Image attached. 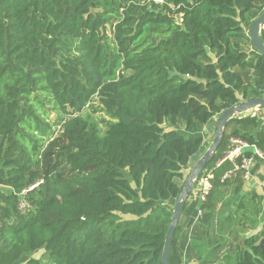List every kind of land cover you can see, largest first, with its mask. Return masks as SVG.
<instances>
[{
	"label": "trees",
	"instance_id": "obj_1",
	"mask_svg": "<svg viewBox=\"0 0 264 264\" xmlns=\"http://www.w3.org/2000/svg\"><path fill=\"white\" fill-rule=\"evenodd\" d=\"M263 11L264 0H0V163L10 164L0 182L13 189L5 209L15 214L0 223V264L40 249L45 259L24 264H162L170 202L184 167L203 153L197 133L228 107L264 96V54L244 42ZM38 92L65 116L60 136L33 159L24 127L38 120ZM95 98L112 119L104 131L82 116ZM168 120L185 133L166 129ZM231 138L251 145L246 157L253 145L264 152L257 117L239 115L209 165ZM62 158L69 168L60 170ZM214 194L201 208H212ZM180 232L179 221L170 264H186ZM193 244L205 264H264V236H247L219 261L205 256L204 241Z\"/></svg>",
	"mask_w": 264,
	"mask_h": 264
},
{
	"label": "rangeland",
	"instance_id": "obj_2",
	"mask_svg": "<svg viewBox=\"0 0 264 264\" xmlns=\"http://www.w3.org/2000/svg\"><path fill=\"white\" fill-rule=\"evenodd\" d=\"M32 99H33V104L35 105V108H36L38 120H33L28 125H25L24 135H25L26 141L24 142V144L27 147V152L34 159V157L38 156V154L39 155L43 154V152L47 149L48 145L52 142L53 139L58 138L60 136L61 134L60 119L64 117L65 114H63L57 108V106H55L54 103L50 101V97L44 92H38L32 97ZM82 116L86 118L87 120L99 125L103 131L106 129L107 123L110 120H112L106 114V112L102 109V106L100 105L97 98H95L94 101L91 102L90 105L86 109H84V111L82 112ZM164 126L166 129L176 128L177 130L184 132L182 124L173 125L170 120H168ZM216 128H217V125H215L212 130V135L210 139L208 140V144L206 146L207 149L209 148V146L211 145L214 139ZM228 129L231 130L232 127L229 126ZM43 134L45 135L43 136ZM30 140H36L37 146L35 145L36 146L35 149L31 147L33 143H31ZM207 149H205L204 152ZM4 152H5V149H4ZM17 155L18 154H15V156L13 157L17 158ZM208 165H207L208 168L206 167L207 169L205 168L202 174L205 172H209L210 170L212 171V173L215 172L216 168H215L214 163L210 164L209 166ZM2 166H4L5 168H8L10 164L0 163V168H3ZM69 167L70 166L67 160L65 158H62L60 170L69 168ZM30 168L32 170L36 169L35 164L31 163ZM37 177H38V180L36 181V183L32 184L27 190H25L22 193L23 194L22 197L26 196L27 192L30 189L34 188L35 186H39V184L42 182V176L38 175ZM0 179H3V176H0ZM217 186H219L218 183H217ZM12 192H13V189L10 185L6 184L5 182H0V206H1L0 207V223L11 222L14 220L15 214L13 210L5 209L6 206H10V204L7 202L6 196ZM219 195H221V193H219L218 196ZM20 202L22 206L23 204L27 203V200H25L24 198H21ZM170 204H171L170 206L173 207L175 203L174 201H171ZM225 204L229 206V201ZM231 206L233 205H230L229 207ZM228 211L229 209L227 210L226 208L225 209L221 208L222 215L223 214L225 215L226 212ZM238 218H241V219L238 220ZM201 220H203V216ZM247 223L248 221L246 223L243 221V215L235 216V214L231 212L230 219H229V222H227V225L226 223L221 224L219 225V227H216L215 229L208 231L206 235H203L202 233H196L195 232L196 230L193 229V227L183 230L181 226V232L179 234L178 245H177L178 252L182 256L183 260H191L190 258L192 257L197 258V253L195 252L196 250L194 248L193 243L197 240H201L210 246L209 251L212 252V255H211L212 260L219 261L222 258L224 253L226 252L233 253L234 251H236L242 245L244 238H246L247 236H250L252 234L263 236L264 233L263 232L261 233V231H258V227L255 221H253L251 225L250 224L247 225ZM224 231L227 233H225ZM28 257H38V258H44V259L46 258L44 255V249H40L38 251L29 253L27 254L26 258ZM26 258H24L20 264H24V261ZM205 263H209V261L206 260V258L201 260V264H205ZM191 264H196V263L191 262Z\"/></svg>",
	"mask_w": 264,
	"mask_h": 264
},
{
	"label": "crops",
	"instance_id": "obj_3",
	"mask_svg": "<svg viewBox=\"0 0 264 264\" xmlns=\"http://www.w3.org/2000/svg\"><path fill=\"white\" fill-rule=\"evenodd\" d=\"M247 32L249 33V30H247ZM244 42L247 43L245 44L247 47H251V43L248 40L244 39ZM252 72L253 70L250 69L248 81L254 80L251 78ZM245 73L247 74L248 71H245ZM256 113L259 129L264 130V108L259 109ZM217 122V118H213L207 125H205L203 128L204 130L197 133V135H201L204 138L202 144L203 153L204 150L207 149L206 146L208 144V140L210 139L212 130L214 126L217 125ZM182 133H185V131ZM219 161L215 164L216 169L215 172L212 173L213 178L211 179V189L212 192L215 193L212 200V208H201L202 202L199 200V190L197 186H195L191 190L187 198V205L181 213L180 223L182 229L184 230L193 227V229L196 230V233H202L203 235H206L208 231L219 227L221 224L226 223L227 225L232 212L235 214V216L243 215V221L245 223L248 221L247 225H251L253 221H255L258 231L264 233V158L255 156L250 167L248 178H244L242 172H238L236 176H228L229 171L234 169L235 165L237 164L234 158L229 157L222 163H219ZM194 163H190L188 166L184 167V180L190 173ZM184 180H180L179 182L181 183ZM236 180H238L240 184H238ZM217 183L219 186H217ZM219 193H221V195L218 196ZM227 200L229 201V206H233L229 207L226 205L225 203L228 202ZM199 207L202 209V213L200 215L198 211ZM221 208H226L227 210L229 209V211L226 212L225 215H222ZM202 216L203 220H201ZM240 219L241 218H238V220ZM209 248L210 246L207 248V254L205 255L206 257L210 254ZM190 259L191 260H185V263L191 264V262H194L196 264H201V261H199L196 257H192Z\"/></svg>",
	"mask_w": 264,
	"mask_h": 264
},
{
	"label": "water",
	"instance_id": "obj_4",
	"mask_svg": "<svg viewBox=\"0 0 264 264\" xmlns=\"http://www.w3.org/2000/svg\"><path fill=\"white\" fill-rule=\"evenodd\" d=\"M263 27H264V11L261 13L259 17L253 20L248 33L250 37L251 46L258 53H262V54H264V42L261 39V30ZM258 107L264 108V96L243 99L238 103H236L235 105L225 109L220 115L217 123L216 132L214 135V139L211 145L194 163L190 173L188 174L185 180L182 192L175 202L171 223L169 225L165 238V244L162 253V264H170L169 254L173 242V237L176 232L177 226L179 224L181 213L184 209L187 198L191 190L194 188L197 179L200 177V175L205 170L209 162H211V160L213 159L215 153L218 151L222 143L223 136L225 133V128L228 122L232 118L239 115H246L247 112Z\"/></svg>",
	"mask_w": 264,
	"mask_h": 264
},
{
	"label": "built area",
	"instance_id": "obj_5",
	"mask_svg": "<svg viewBox=\"0 0 264 264\" xmlns=\"http://www.w3.org/2000/svg\"><path fill=\"white\" fill-rule=\"evenodd\" d=\"M148 2H154V3H163L164 0H147ZM261 109V108H255L250 110L249 112H247V114H250L252 116H256L257 115V111ZM251 145L240 139V138H231V147L228 150L226 156L221 159L219 161V163H222L225 159L227 158H234V160L239 157L242 156V161L240 164H236L234 169H232L231 171H229L228 176H236V174L238 172H242L244 178H248L249 177V172H250V167L252 162L254 161L255 156H259V157H263L264 158V152L259 149L257 146L253 145V152H254V156L251 157H246L243 155V152L246 148H249ZM213 178L212 175V171L210 170L209 172H205L204 175H202V177L200 176L196 183L195 186H197L198 190H199V200L200 202H203L206 200L207 196L209 195L212 185H211V179ZM194 186V187H195ZM202 204V203H201ZM199 215L202 213V209L199 207Z\"/></svg>",
	"mask_w": 264,
	"mask_h": 264
}]
</instances>
